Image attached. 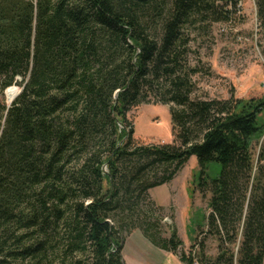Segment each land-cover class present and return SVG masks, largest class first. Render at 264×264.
Wrapping results in <instances>:
<instances>
[{"label": "trees", "instance_id": "1", "mask_svg": "<svg viewBox=\"0 0 264 264\" xmlns=\"http://www.w3.org/2000/svg\"><path fill=\"white\" fill-rule=\"evenodd\" d=\"M239 2L0 0V264H127L136 230L183 264H264V95L197 96L192 58ZM142 104L169 107L172 143L135 139ZM193 156L208 213L186 253L150 191Z\"/></svg>", "mask_w": 264, "mask_h": 264}, {"label": "rangeland", "instance_id": "2", "mask_svg": "<svg viewBox=\"0 0 264 264\" xmlns=\"http://www.w3.org/2000/svg\"><path fill=\"white\" fill-rule=\"evenodd\" d=\"M256 0H242L230 21L201 25L192 31V55L200 73L195 77L197 96L227 99L231 96L250 98L264 95V26H257ZM198 58L197 62L196 59ZM19 89L18 84H14ZM18 94V95H19ZM17 92L12 101L16 99ZM7 106L6 91L2 95ZM128 120L135 127V139L141 143L170 144L174 141L169 107L146 105L132 108ZM264 122V115L261 118ZM264 138V137H263ZM259 146L256 147V151ZM200 167L196 156L190 158L169 184L150 191L152 200L166 207L162 223L165 236L172 227L177 229L188 253L195 242L197 227L208 213V197L198 190ZM221 173V165L211 163L207 170L210 179ZM209 253L216 254V244L209 242ZM127 264H183L178 254L152 245L141 233L134 231L123 250Z\"/></svg>", "mask_w": 264, "mask_h": 264}, {"label": "built area", "instance_id": "3", "mask_svg": "<svg viewBox=\"0 0 264 264\" xmlns=\"http://www.w3.org/2000/svg\"><path fill=\"white\" fill-rule=\"evenodd\" d=\"M239 5L242 6V0H240ZM255 18H256L257 26L258 27L260 26V28L262 29V26L264 25L262 24V22L259 20L257 16V6H255Z\"/></svg>", "mask_w": 264, "mask_h": 264}, {"label": "bare ground", "instance_id": "4", "mask_svg": "<svg viewBox=\"0 0 264 264\" xmlns=\"http://www.w3.org/2000/svg\"><path fill=\"white\" fill-rule=\"evenodd\" d=\"M18 94H19V92L17 93V96H18ZM17 96H16V97H17Z\"/></svg>", "mask_w": 264, "mask_h": 264}, {"label": "crops", "instance_id": "5", "mask_svg": "<svg viewBox=\"0 0 264 264\" xmlns=\"http://www.w3.org/2000/svg\"><path fill=\"white\" fill-rule=\"evenodd\" d=\"M161 206H163V205H161Z\"/></svg>", "mask_w": 264, "mask_h": 264}]
</instances>
